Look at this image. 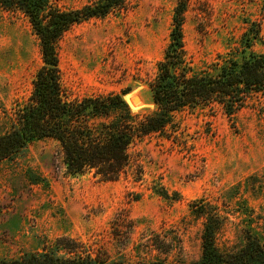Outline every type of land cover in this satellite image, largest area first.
<instances>
[{"label": "rangeland", "instance_id": "obj_1", "mask_svg": "<svg viewBox=\"0 0 264 264\" xmlns=\"http://www.w3.org/2000/svg\"><path fill=\"white\" fill-rule=\"evenodd\" d=\"M95 1L55 4L78 9ZM177 2L126 0L120 10L68 30L58 58L69 98L115 93L132 114L154 111L148 83L169 42ZM257 27L246 48L245 36ZM183 41L200 69L219 54L240 60L262 53L264 0H189ZM41 65L26 18L0 9V134L15 104L30 95ZM176 118L177 131H168V139L152 135L130 147L116 181L68 173L58 144L47 139L1 162L0 260L66 237L108 261L194 264L204 224L194 212L205 204L221 217L220 251H238L247 232L264 243V97H250L231 118L217 106Z\"/></svg>", "mask_w": 264, "mask_h": 264}, {"label": "trees", "instance_id": "obj_2", "mask_svg": "<svg viewBox=\"0 0 264 264\" xmlns=\"http://www.w3.org/2000/svg\"><path fill=\"white\" fill-rule=\"evenodd\" d=\"M188 2L178 0L174 7L169 42L148 83L155 109L139 115L132 114L123 97L115 93L69 98L59 69L62 36L75 25L120 10L126 0H96L78 9H61L55 0H0V9L19 12L26 18L39 41L42 62L30 95L15 104L8 127L0 134V163L14 159L34 141L47 139L58 144L68 173L92 172L103 181H116L130 161V147L152 135L167 138L168 131L175 133L177 114L217 106L231 118L245 108L250 97H264V51L249 52L240 60L232 53L219 54L201 69L192 62L183 41ZM258 34L259 27L245 36L246 48ZM194 213L204 219L201 257L194 264H264V243L256 236L247 232L238 251H220L216 235L221 217L216 208L205 204ZM82 247L63 237L41 251L0 260V264H128L105 260Z\"/></svg>", "mask_w": 264, "mask_h": 264}]
</instances>
